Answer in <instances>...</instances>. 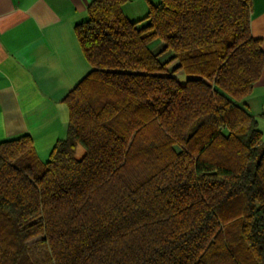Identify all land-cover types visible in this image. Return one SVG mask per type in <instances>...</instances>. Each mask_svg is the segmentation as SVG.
Returning <instances> with one entry per match:
<instances>
[{"label": "trees", "instance_id": "16d2710c", "mask_svg": "<svg viewBox=\"0 0 264 264\" xmlns=\"http://www.w3.org/2000/svg\"><path fill=\"white\" fill-rule=\"evenodd\" d=\"M126 1L75 26L91 70L48 159L0 141V264H264L252 0H158L139 20Z\"/></svg>", "mask_w": 264, "mask_h": 264}, {"label": "crops", "instance_id": "0c3cea01", "mask_svg": "<svg viewBox=\"0 0 264 264\" xmlns=\"http://www.w3.org/2000/svg\"><path fill=\"white\" fill-rule=\"evenodd\" d=\"M92 1L0 0V141L27 135L42 162L67 135L65 97L91 70L75 26ZM128 1L122 10L131 19ZM146 2L145 12L157 3ZM250 30L264 49V0H252ZM247 109L264 118V71Z\"/></svg>", "mask_w": 264, "mask_h": 264}, {"label": "rangeland", "instance_id": "374dc122", "mask_svg": "<svg viewBox=\"0 0 264 264\" xmlns=\"http://www.w3.org/2000/svg\"><path fill=\"white\" fill-rule=\"evenodd\" d=\"M151 3H156L158 0H149ZM129 3L127 4V8L126 12L127 15L132 19V20H139L142 19L147 11L145 12V10H143L142 6L143 4H147L146 0H133V1H128ZM146 8H149V5H147ZM260 105V102H256L252 104V112L257 111L256 108H258V106ZM259 119V118H257ZM260 122V130L262 132H264V118H262L261 120L259 119ZM83 150L81 148L78 149V155L82 154ZM45 161V160H44ZM32 242V241H31Z\"/></svg>", "mask_w": 264, "mask_h": 264}]
</instances>
